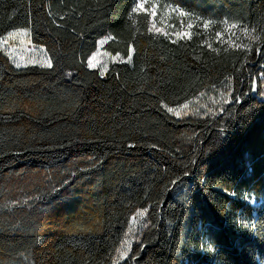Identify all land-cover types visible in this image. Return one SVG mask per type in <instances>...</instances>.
<instances>
[{
    "label": "trees",
    "instance_id": "trees-1",
    "mask_svg": "<svg viewBox=\"0 0 264 264\" xmlns=\"http://www.w3.org/2000/svg\"><path fill=\"white\" fill-rule=\"evenodd\" d=\"M155 1L197 19L191 38L142 0H0V38L27 30L53 63L0 48V264H264V0ZM231 24L260 39L214 43ZM103 40L123 58L105 76ZM227 81L220 114L167 111Z\"/></svg>",
    "mask_w": 264,
    "mask_h": 264
},
{
    "label": "rangeland",
    "instance_id": "rangeland-1",
    "mask_svg": "<svg viewBox=\"0 0 264 264\" xmlns=\"http://www.w3.org/2000/svg\"><path fill=\"white\" fill-rule=\"evenodd\" d=\"M153 5H155V16L152 15ZM179 11H176V10ZM143 11L148 12L151 15L152 19V27L153 30L159 33H163L171 39L179 40L180 38L177 37L176 33L182 32H190L191 36L193 33L194 26H198V21L193 16L187 14L186 12L182 11L181 9L174 7L172 5L166 3H160L155 0H146L144 1V9ZM182 11L186 13V16H180L179 12ZM192 24V29H188L187 25ZM227 27H224L222 33V37L218 38L217 36L214 38V43H219L221 45L230 46L229 38L232 41H235L238 44L243 43L244 39L247 38L243 29L236 28L232 29L231 32L226 30ZM160 29V31H157ZM208 28L204 27L205 31ZM14 33H27L25 36L17 35L15 39H10L12 34ZM208 33V32H205ZM210 36V35H208ZM183 39H188L183 38ZM210 39V37H209ZM108 40H103L100 42L98 46L97 52L93 55L96 57L94 61V67L91 69H95L99 71L102 76H105L112 64L120 63L123 61L121 56H112L111 54L105 51V45ZM212 43V40L208 42V44ZM231 47V46H230ZM0 48L2 51L8 56L11 62L16 66V63H19L21 67H29V66H39L38 64H34L31 61L33 58L36 60L41 59L42 57H46L49 59L48 55L46 54L45 50L33 45L31 41L30 32L27 30L23 31H15L3 38H0ZM92 56V57H93ZM113 57H118L117 59H113ZM15 61L16 63H14ZM256 87H258V83H255L252 86L251 94H255ZM233 86L232 84L227 81L223 85L217 88L209 89L208 91L201 94L195 100L187 103L188 107L184 108L183 106L179 108H172L175 112H179V115H176L175 112H169L168 108L167 111L176 119H184L190 116H213L220 114L221 111L229 106L233 102ZM144 218L137 217L135 221L131 224V231H129L123 241V248L117 252L115 256V262H119L120 259L127 257L132 244L137 239V233L139 231L140 224ZM125 241H128L126 244ZM127 251V255L121 256V251Z\"/></svg>",
    "mask_w": 264,
    "mask_h": 264
},
{
    "label": "snow or ice",
    "instance_id": "snow-or-ice-1",
    "mask_svg": "<svg viewBox=\"0 0 264 264\" xmlns=\"http://www.w3.org/2000/svg\"><path fill=\"white\" fill-rule=\"evenodd\" d=\"M155 5H153V11H152V15L153 16H155ZM144 9V2H143V0H142V2L140 3V4H137V6H136V8L133 10V11H140V10H143ZM176 11H179L178 9L176 10ZM179 15L180 16H186L187 14L186 13H184V12H182V11H180L179 12ZM210 24H211V22L210 21H206V22H204V27L205 28H208L209 26H210ZM225 24L227 25V22H225ZM187 27H188V29H192V27H193V25L192 24H188L187 25ZM238 26L236 25V24H231V25H228L227 26V28H226V30L228 31V32H231V30L232 29H236ZM157 31H160V29H157ZM243 31H244V33H245V35L247 36V38L249 39V40H258V39H260V37H258V36H256V37H254V36H252V34L248 31V29H243ZM27 33H14V34H12V36L10 37V39H15V37L17 36V35H19V36H25ZM176 35H177V37L178 38H180V39H183V38H191V33L190 32H182V33H176ZM216 36L218 37V38H220V37H222V33H220V32H217L216 33ZM229 44H230V46L231 47H234V48H245V49H250V47H251V45L249 44V45H244V44H238V43H236L235 41H232L231 40V38H229ZM208 47H211V45H208ZM118 57H113V59H117ZM129 59H131V57H129ZM96 60V57H91V58H89L88 60H87V65H88V67L89 68H92V67H94V61ZM14 63H16L15 61H13ZM32 63H34V64H38L40 67H44V68H49V69H51L52 67H53V63H52V60H50V59H48V58H46V57H42L41 59H39V60H36L35 58H33V60L31 61ZM21 65L19 64V63H16V67L17 68H19ZM183 107L184 108H187L188 107V105L187 104H185V105H183ZM168 111L169 112H175V110L174 109H172V108H168ZM175 114L176 115H179V112H175ZM173 183H175V181L173 182ZM147 211V209H144V210H142V211H138L137 213H136V216H134L133 217V221H135L136 220V218L137 217H144V215H145V212ZM130 231H131V229H130ZM125 243L127 244L128 243V241H125ZM122 248H123V246H122ZM125 255H127V251L126 250H124V251H121V256H125Z\"/></svg>",
    "mask_w": 264,
    "mask_h": 264
}]
</instances>
